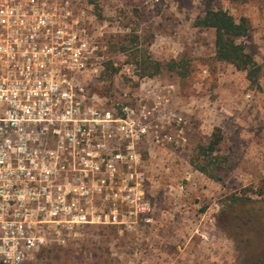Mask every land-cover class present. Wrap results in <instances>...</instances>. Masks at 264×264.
Wrapping results in <instances>:
<instances>
[{"label":"built area","instance_id":"2783aa9c","mask_svg":"<svg viewBox=\"0 0 264 264\" xmlns=\"http://www.w3.org/2000/svg\"><path fill=\"white\" fill-rule=\"evenodd\" d=\"M113 60L88 0H0V264L83 227L152 224L143 151L193 127L150 78L96 92Z\"/></svg>","mask_w":264,"mask_h":264},{"label":"rangeland","instance_id":"374dc122","mask_svg":"<svg viewBox=\"0 0 264 264\" xmlns=\"http://www.w3.org/2000/svg\"><path fill=\"white\" fill-rule=\"evenodd\" d=\"M88 1L114 58L94 90L132 88L149 61L160 62V73L143 77L172 96L193 129L182 145L143 151L154 219L142 236L87 226L23 264H264V0ZM207 9L247 19L249 33L237 40L260 65L254 83L215 58L214 29L196 24ZM172 60H180L178 74L167 68ZM126 63L133 72L123 70ZM213 133L220 141L212 156L219 158L204 173L193 161L204 163L198 153Z\"/></svg>","mask_w":264,"mask_h":264},{"label":"trees","instance_id":"16d2710c","mask_svg":"<svg viewBox=\"0 0 264 264\" xmlns=\"http://www.w3.org/2000/svg\"><path fill=\"white\" fill-rule=\"evenodd\" d=\"M196 24L201 27L214 29V54L216 59L231 63L238 70L245 71L246 78L251 83H254L258 79L260 65L255 60L253 53L248 52L245 46L237 40L249 33L250 25L245 17H240L237 21L233 15L228 13L226 10L207 9L205 15L202 18L197 19ZM109 62L111 61H108V63ZM179 62L180 60H172L167 65V68L171 71H176L179 66ZM146 66L147 68H151V70L146 68L147 72H143L141 77L155 76L164 68L163 64L157 61L153 62V65H151V62L149 61ZM117 70L118 68L114 67L113 71L116 72ZM219 141L220 136L213 133L208 145L206 147H200L201 153H198V155L204 160V163L200 164L193 161V165L197 169L204 173L208 172L207 166L219 158L217 155L215 157L212 156ZM207 156L212 157L207 158ZM211 159H213L212 162ZM219 164L220 161L217 166H219ZM237 199L238 197H235L231 205H233ZM261 204L262 203L259 205ZM253 207L254 206H251L250 210H252Z\"/></svg>","mask_w":264,"mask_h":264}]
</instances>
